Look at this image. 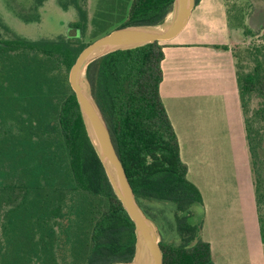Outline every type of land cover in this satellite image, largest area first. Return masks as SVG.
<instances>
[{
    "label": "trees",
    "instance_id": "1",
    "mask_svg": "<svg viewBox=\"0 0 264 264\" xmlns=\"http://www.w3.org/2000/svg\"><path fill=\"white\" fill-rule=\"evenodd\" d=\"M173 1L110 0L94 18L89 40L83 39L88 13L78 3L80 18L69 27L79 35L0 36V264H60L58 256L65 261L68 254L71 264L134 257L135 224L90 141L69 70L87 45L110 31L163 23ZM243 30L259 33L247 24ZM164 47L155 41L111 52L90 64L87 77L139 204L153 220L158 205L164 217L173 214L183 238L167 241L159 227L163 264H215L211 244L199 236L203 222H188L192 206L204 201L188 179L160 93ZM248 53L252 69L242 70L237 60V78L264 241V41ZM254 98L258 105L248 118Z\"/></svg>",
    "mask_w": 264,
    "mask_h": 264
},
{
    "label": "crops",
    "instance_id": "2",
    "mask_svg": "<svg viewBox=\"0 0 264 264\" xmlns=\"http://www.w3.org/2000/svg\"><path fill=\"white\" fill-rule=\"evenodd\" d=\"M228 0H200L185 27L165 44L160 93L180 142L188 179L200 190L201 237L215 264H264L256 188L240 99ZM264 2V0H263ZM218 13V21L200 24ZM264 30V3L249 18ZM256 29V30H255ZM219 46H227L224 49Z\"/></svg>",
    "mask_w": 264,
    "mask_h": 264
},
{
    "label": "water",
    "instance_id": "3",
    "mask_svg": "<svg viewBox=\"0 0 264 264\" xmlns=\"http://www.w3.org/2000/svg\"><path fill=\"white\" fill-rule=\"evenodd\" d=\"M196 3V0H174L171 12L161 24L126 25L110 31L87 45L69 70V83L77 97L87 134L115 194L135 224L134 257L115 264H163L162 234L157 222L137 200L106 117L92 92L87 70L90 64L111 52L172 39L185 27Z\"/></svg>",
    "mask_w": 264,
    "mask_h": 264
},
{
    "label": "rangeland",
    "instance_id": "4",
    "mask_svg": "<svg viewBox=\"0 0 264 264\" xmlns=\"http://www.w3.org/2000/svg\"><path fill=\"white\" fill-rule=\"evenodd\" d=\"M110 0H0V36L3 38L25 37L29 39L57 38L58 36H76L80 34L79 28H70V22L80 18V11L75 3L80 4L88 13V26L83 39L89 40L94 29L93 20L96 16L104 15L100 10L107 8ZM116 2V1H115ZM218 0H214L217 3ZM263 0H229L228 11L229 20L233 29L239 30L238 40L234 44V50L239 54L236 61L243 63L241 67L244 71L252 69V62L248 51L254 46L263 44L264 30L259 31L257 35H246L244 25L250 23L256 27L258 19L249 18L254 14L255 9L263 4ZM117 13L118 3L115 6ZM98 14V15H97ZM209 21L200 24L196 17L192 19L190 27L206 26L209 28L211 21H218V13H209ZM117 22L114 21V25ZM109 24V22H108ZM256 30V29H255ZM258 105V99L254 98L250 104L248 118ZM161 205L153 210L152 214L157 224L161 228L164 238L167 241H181L183 238L177 236V224L174 223L173 214L164 217L160 212ZM260 209L264 215V202L260 204ZM192 215L188 217V222L192 225L200 224L205 218V206L195 204L191 208ZM172 219V220H171ZM2 231V222H0V232ZM186 236L188 234H185ZM201 237V231L199 232ZM173 239V240H172ZM60 264H71L72 257L66 255L65 261L62 255L58 256Z\"/></svg>",
    "mask_w": 264,
    "mask_h": 264
}]
</instances>
